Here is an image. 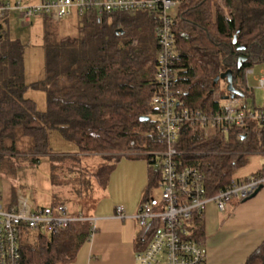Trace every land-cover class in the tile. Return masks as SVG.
I'll use <instances>...</instances> for the list:
<instances>
[{
    "label": "trees",
    "instance_id": "obj_1",
    "mask_svg": "<svg viewBox=\"0 0 264 264\" xmlns=\"http://www.w3.org/2000/svg\"><path fill=\"white\" fill-rule=\"evenodd\" d=\"M4 2L0 0V5ZM43 17L45 78L31 85L46 92L44 112L25 96L24 45L9 36L7 15L0 18V177L14 163L36 164L48 156L51 183L78 184L71 189L75 208L71 212L89 215V203L95 201L92 186L104 189L119 153L135 151L149 164L148 190H152L160 172L154 170L150 153L161 147L151 117L156 114L151 104L157 90L156 19L142 11L98 15L89 10L80 19V35L61 38L51 32L49 16ZM172 28L174 89L181 108L215 112L220 99L230 93L226 79H214L227 70L236 90L233 96L252 95L241 86L245 70L264 62V0H180ZM145 116L149 119L140 120ZM50 130H58L78 152L53 153ZM203 131L189 123L181 125L175 160L182 168L197 167L206 194L212 196L230 185L247 154L264 155V126L250 121L226 135L207 136ZM97 153L102 161L92 169L83 164L82 157ZM260 170L264 172V165ZM56 203L64 202L55 195L51 204ZM192 223V236L204 240L202 215L194 216ZM154 226L150 222L139 231L135 250L144 246ZM87 235L83 222L70 224L56 236L24 232L21 263H71ZM245 264H264V240Z\"/></svg>",
    "mask_w": 264,
    "mask_h": 264
},
{
    "label": "built area",
    "instance_id": "obj_2",
    "mask_svg": "<svg viewBox=\"0 0 264 264\" xmlns=\"http://www.w3.org/2000/svg\"><path fill=\"white\" fill-rule=\"evenodd\" d=\"M180 0H41L35 3L4 2L0 5V18L15 12L21 25L31 24L38 15H47L53 22L72 14L83 16L89 10L98 15L111 12H148L156 19L154 38L157 55L155 80L157 90L151 99L156 114L155 137L161 146L152 151L160 172L157 186L160 198L143 199L133 216L142 229L150 222L155 229L144 246L135 250V264H204L207 249L204 240L192 236V219L203 215L204 207L211 202L224 211L232 200L246 199L258 191L264 192V172L234 177L230 185L217 194L208 196L204 177L195 166L180 167L175 156L176 143L182 124L201 128L211 127L214 133L227 134L232 129L246 127L250 121L264 126V106L248 103L249 96L224 95L215 112L181 108L174 89L175 58L173 16ZM263 73V70L260 71ZM258 82L264 93V76L256 75L254 68L245 70V84L241 90H251L248 77ZM133 142H131V145ZM14 202L0 204V264H22L20 238L22 233L56 236L70 224L83 222L89 234L95 230V217L82 212L72 213L65 203L47 206L34 205L28 191L19 190ZM1 199V197H0ZM115 216L125 218L121 205L116 206Z\"/></svg>",
    "mask_w": 264,
    "mask_h": 264
},
{
    "label": "crops",
    "instance_id": "obj_3",
    "mask_svg": "<svg viewBox=\"0 0 264 264\" xmlns=\"http://www.w3.org/2000/svg\"><path fill=\"white\" fill-rule=\"evenodd\" d=\"M119 154L106 187L89 203L88 212L95 217V230L91 236L88 230L82 243L85 245L80 246L74 261L68 264H135L136 238L141 228L133 216L140 202L152 196L148 190L149 164L143 156ZM263 165L249 173L258 172ZM238 171L234 177L249 174ZM16 195L4 203L14 202ZM118 205L123 207L127 217L115 216ZM202 219L207 249L204 264H245L250 253L264 240V192L258 191L241 201L232 200L224 211L209 202Z\"/></svg>",
    "mask_w": 264,
    "mask_h": 264
},
{
    "label": "rangeland",
    "instance_id": "obj_4",
    "mask_svg": "<svg viewBox=\"0 0 264 264\" xmlns=\"http://www.w3.org/2000/svg\"><path fill=\"white\" fill-rule=\"evenodd\" d=\"M4 1L10 2L11 4L14 3V0ZM37 1L38 0H23L24 3H33ZM46 24L47 22L42 15L35 16L31 24L28 25H21L15 12H10L7 17V30L9 36L12 39H19L24 45V72L25 82L28 85L25 96L35 102L36 108L40 112L46 111L47 108L46 92L42 89L33 87L31 84L33 82H40L45 78L44 40ZM48 24L51 32L58 37L74 38L80 35L79 28L81 23L80 18H78L76 14H72L59 22ZM253 68L256 75L264 76V62L254 65ZM261 70H263V73H260ZM248 84L249 87H251L250 91L252 94L247 97L248 103L251 105L254 101L257 106H264V93L263 90L258 87V82L254 81L252 77L249 76ZM151 117L153 119L155 118L154 116ZM203 130L207 136L213 134V129L211 127L204 128ZM48 139L51 151L55 154H75L78 152L77 146L65 140L58 130H50ZM128 153L133 156L136 155L135 151H128ZM100 154L101 153H97V155L92 154L82 157L83 164L92 169L93 166L102 161ZM246 158V163L237 169L240 173L256 171L261 164H264V155L247 154ZM49 164V157L43 156L40 157L39 163L36 164L14 163L8 167L6 175H1L0 177V204H3L4 201L8 200L11 196H14L19 190H24L31 194L34 205H51L53 196L56 195V197L61 199L68 208L75 209L74 202L69 197L71 189L78 188V184L74 181H66L63 185L51 183L49 177ZM153 168L157 170V165L154 164ZM101 192L102 188L97 185H93L90 191L93 198L99 197ZM150 194L159 199L161 188L157 185L154 186ZM32 234L36 235V233Z\"/></svg>",
    "mask_w": 264,
    "mask_h": 264
},
{
    "label": "water",
    "instance_id": "obj_5",
    "mask_svg": "<svg viewBox=\"0 0 264 264\" xmlns=\"http://www.w3.org/2000/svg\"><path fill=\"white\" fill-rule=\"evenodd\" d=\"M235 39H236V37H235ZM218 79H226V81H227V90L230 93V96L233 97V95L236 93V90L232 86V73H231V71L227 70V71L223 72L222 74H220L219 77L214 79V82H217ZM147 119H149L148 116L140 118V120H147Z\"/></svg>",
    "mask_w": 264,
    "mask_h": 264
}]
</instances>
